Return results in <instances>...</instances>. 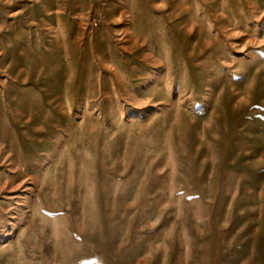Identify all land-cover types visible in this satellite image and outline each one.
I'll return each mask as SVG.
<instances>
[{
	"label": "rangeland",
	"instance_id": "obj_1",
	"mask_svg": "<svg viewBox=\"0 0 264 264\" xmlns=\"http://www.w3.org/2000/svg\"><path fill=\"white\" fill-rule=\"evenodd\" d=\"M0 264H264V0H0Z\"/></svg>",
	"mask_w": 264,
	"mask_h": 264
}]
</instances>
